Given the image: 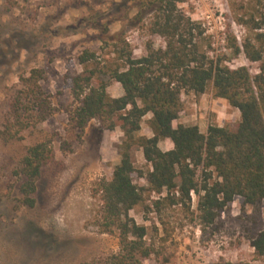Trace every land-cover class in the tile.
Masks as SVG:
<instances>
[{"label": "rangeland", "instance_id": "374dc122", "mask_svg": "<svg viewBox=\"0 0 264 264\" xmlns=\"http://www.w3.org/2000/svg\"><path fill=\"white\" fill-rule=\"evenodd\" d=\"M145 1L0 0V129L8 117L19 76L34 67L45 69L43 85L57 108L37 128L27 131L24 140L6 144L0 139V264H84L119 251V238L92 224L94 209L101 206L92 197V189L100 179L112 178L121 160L124 135L103 129L96 119L84 131L75 126L70 111L78 106V100L72 95L71 77L86 67L98 69L105 61L114 62L120 39L131 43L135 57L144 55L150 39L145 25L148 17L139 22L136 16L146 7ZM227 1L202 3L199 16L211 11L219 14L215 4H221L225 19V35L219 30L217 15L210 19V32L203 27L209 39L207 49L213 58L226 55L230 66H248L256 74L259 62L250 61L245 53L233 54L231 36L242 42L253 30L232 19ZM241 1L248 5L249 0ZM180 6L193 20L197 10L191 0ZM249 7L253 6L242 12L245 18ZM154 42L156 47L162 45L161 38L154 37ZM86 50L96 52L101 64L80 63ZM107 79L108 92L116 94L115 81ZM151 117L144 118L137 136L153 135ZM240 119V110L226 99L215 98L210 87L204 96L184 94L183 111L174 126L198 125L206 133L211 123L236 127ZM42 139L51 141L55 159L42 170L36 205L20 208L23 178L17 175L19 162L28 147ZM160 147L169 150L173 142L163 140ZM135 159L146 173L151 170L142 150L136 152ZM135 182L148 188L144 201L130 212L147 227L148 243L156 249L147 264H264V258H258L251 246L252 237L264 229V202L251 206L237 197L214 227H204L199 220V194L193 193L190 209L168 205L157 213L154 201L168 192L152 191L147 180L138 176Z\"/></svg>", "mask_w": 264, "mask_h": 264}, {"label": "trees", "instance_id": "16d2710c", "mask_svg": "<svg viewBox=\"0 0 264 264\" xmlns=\"http://www.w3.org/2000/svg\"><path fill=\"white\" fill-rule=\"evenodd\" d=\"M185 1L146 0V7L136 16L139 22L148 17L145 25L150 39L144 55L135 57L131 43L120 39L114 62L105 61L98 69L86 67L71 77L72 95L78 100V106L70 111L75 126L84 131L96 119L103 129L120 128L124 135L121 160L112 178L100 179L92 189V197L101 202L94 209L92 224L103 233L116 235L120 249L84 264H147L155 253V246L147 240V227L130 215L148 190L135 182L136 176L146 179L152 191L168 192L154 201L157 213L168 205L190 209L193 193L199 194V220L204 227H214L237 197L251 206L264 202V0H249L248 5L241 0L227 1L232 19L253 30L242 42L231 36L233 54L245 53L250 61L259 62L256 74L248 66H230L226 55L213 58L209 54L206 31L180 6ZM249 5L253 7L245 18L242 12ZM154 37L161 38L160 47ZM79 61L101 64L97 53L89 50ZM107 77L122 85V96L110 95ZM45 79L41 67L19 76L8 117L0 129L4 143L24 140L27 131L57 112L43 85ZM210 87L215 98L226 99L240 110L237 126L211 123L206 133L198 125L174 126L183 111L184 94L202 96ZM148 114L152 115L153 135L137 136ZM166 139L173 142V148L160 147ZM140 150L151 165L147 173L136 164L135 154ZM54 159L49 139L28 147L17 169L23 178L20 208L36 205L38 180ZM251 246L258 258H264V229L252 237Z\"/></svg>", "mask_w": 264, "mask_h": 264}, {"label": "built area", "instance_id": "2783aa9c", "mask_svg": "<svg viewBox=\"0 0 264 264\" xmlns=\"http://www.w3.org/2000/svg\"><path fill=\"white\" fill-rule=\"evenodd\" d=\"M191 2H192V4H193V6H195V9L197 10V12L196 13H194L193 15H192V17H193V20H198V19H202L203 21H202V26L205 28H207V31L208 32H210L211 31V28H210V26H211V21H210V19L213 17V16H215V15H217V20L219 21V24H220V26H219V30H221L222 32H223V34L225 35V25H224V17H223V9L222 8H220V7H222V5L220 4V5H218V4H215V8H217V9H215L217 12H219V14H216V13H214V14H212L211 12H208L205 16H199L200 15V11H201V9H202V3L204 2V0H191ZM201 14H202V11H201ZM226 40V37H224V41ZM211 55H212V52H211ZM213 56V55H212Z\"/></svg>", "mask_w": 264, "mask_h": 264}, {"label": "crops", "instance_id": "0c3cea01", "mask_svg": "<svg viewBox=\"0 0 264 264\" xmlns=\"http://www.w3.org/2000/svg\"><path fill=\"white\" fill-rule=\"evenodd\" d=\"M113 86H114L115 90H117L116 94H112L113 97H119V96H122L124 94V89H123L122 85L119 82H114L112 84V87ZM109 92H111L110 89H109ZM202 96H204V95H202ZM113 132L116 133V134L120 133V137L123 136V132H122L121 129L119 130V128L113 130ZM166 140H168V139H166Z\"/></svg>", "mask_w": 264, "mask_h": 264}]
</instances>
